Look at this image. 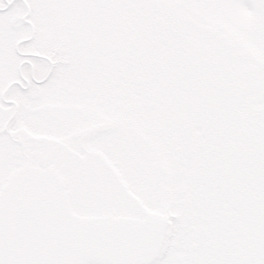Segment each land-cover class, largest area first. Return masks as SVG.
<instances>
[{"label":"snow or ice","instance_id":"1","mask_svg":"<svg viewBox=\"0 0 264 264\" xmlns=\"http://www.w3.org/2000/svg\"><path fill=\"white\" fill-rule=\"evenodd\" d=\"M0 264H264V0H0Z\"/></svg>","mask_w":264,"mask_h":264}]
</instances>
